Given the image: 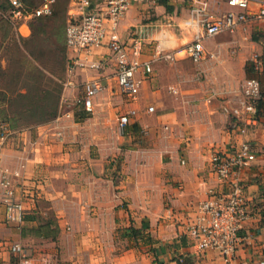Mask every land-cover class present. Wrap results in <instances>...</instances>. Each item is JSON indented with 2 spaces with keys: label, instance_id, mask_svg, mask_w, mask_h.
<instances>
[{
  "label": "crops",
  "instance_id": "crops-1",
  "mask_svg": "<svg viewBox=\"0 0 264 264\" xmlns=\"http://www.w3.org/2000/svg\"><path fill=\"white\" fill-rule=\"evenodd\" d=\"M168 3L170 10L159 2L134 6L119 23L122 41L141 32L148 38L143 60L153 72L135 101L119 90L110 50L96 47L93 57L102 68L70 74L67 103L54 120L11 130L0 141V175L20 171L33 195L21 223L6 221L0 201V264L16 263L15 243L33 264H225L217 251L193 245L186 224L211 190L223 189L212 155L230 154L242 141L233 111L241 108V85L256 50L264 69V21L204 39L208 55L199 63L181 54L160 59V51L174 53L194 40L196 7L215 16L232 9L227 0ZM70 16L78 18L75 6ZM18 31L23 38L33 34L30 25ZM96 78L102 88L94 111L85 114L77 100ZM131 109L136 114L125 128L119 119ZM81 111L84 118H78ZM248 140L256 160L245 171L246 193L258 213L264 208V109ZM240 235L234 264L264 259V218L247 221Z\"/></svg>",
  "mask_w": 264,
  "mask_h": 264
},
{
  "label": "built area",
  "instance_id": "built-area-1",
  "mask_svg": "<svg viewBox=\"0 0 264 264\" xmlns=\"http://www.w3.org/2000/svg\"><path fill=\"white\" fill-rule=\"evenodd\" d=\"M11 18L21 26L30 25L34 17L48 16L53 12L55 0H45L39 7L29 9L22 0H8ZM159 0H75L78 18L69 23L66 34L67 48L72 54L70 73L77 68L100 71L101 60L94 59L93 49L107 46L116 61V77L119 90L123 96L136 100L141 92L144 77L153 72L152 63L143 60L147 37L144 32L133 35L131 40L120 39L118 26L126 12L134 6L144 5L150 8ZM232 8L222 15H211L202 7L195 8L200 30L192 42L174 53L159 52L160 59H172L181 54L199 63L206 59L207 52L203 46L206 38L229 32L235 33L249 21H264V0H227ZM251 62L256 69L263 68V56L256 50ZM142 77H138V74ZM102 88L98 78L84 85V93L77 100L86 113L94 111V98ZM261 83L257 78H247L241 85L239 110L233 111L235 119L233 130L242 141L230 153L216 152L211 157V169L223 185L222 191L211 190L208 197L201 201L195 216L186 224V234L199 250H215L225 264H234L242 245L240 231L247 221L262 215L264 208L253 206L246 193L245 171L256 160V153L248 140L250 127L257 123V103L261 98ZM154 108L150 107L149 111ZM228 110V109H226ZM136 114L131 109L120 117L121 126L130 123V117ZM11 134L8 126L0 127V141L4 142ZM62 137V133H58ZM184 162V161H183ZM30 184V183H29ZM32 189L20 171H4L0 175V201L6 208L8 223H21L27 213L26 200ZM33 197V195H31ZM30 197V198H31ZM16 258L15 264H33V258L19 243L11 246ZM182 261V260H180ZM252 264H264V259Z\"/></svg>",
  "mask_w": 264,
  "mask_h": 264
},
{
  "label": "rangeland",
  "instance_id": "rangeland-1",
  "mask_svg": "<svg viewBox=\"0 0 264 264\" xmlns=\"http://www.w3.org/2000/svg\"><path fill=\"white\" fill-rule=\"evenodd\" d=\"M23 1L27 7L37 8L45 0ZM74 1L55 0L52 14L38 20L33 34L23 38L18 28L8 21V0H0V127L24 129L34 126L27 125L25 120L18 121L12 113L14 110L46 106L58 97L60 113L62 105L67 103L65 94L71 79L72 54L67 49L66 34L70 11L76 5ZM254 36L262 39L257 32ZM248 75V78H257L255 73Z\"/></svg>",
  "mask_w": 264,
  "mask_h": 264
},
{
  "label": "trees",
  "instance_id": "trees-1",
  "mask_svg": "<svg viewBox=\"0 0 264 264\" xmlns=\"http://www.w3.org/2000/svg\"><path fill=\"white\" fill-rule=\"evenodd\" d=\"M96 1L97 0H94V3ZM158 2L160 4H163L167 8V10L171 9V6L168 3V0H159ZM23 3H24V1H23ZM27 8H29L30 10L33 9V8H30V7H27ZM7 12H8L7 13L8 21L13 26L18 28L17 23L11 18L10 4H9V6L7 8ZM49 16L50 15L41 16V17H34L32 19V22H31L32 31H34L35 23L38 20H41V19L49 17ZM73 19L74 18H70V22H72ZM69 53H71V52L69 51ZM255 70H258V69L255 68V64L250 62V65H248V67H247V73L248 74L255 73L257 75V79L260 81L261 87H262V89H261V98L258 100V103H257V116H258V119H259L261 117V114H262V109H264V100H263V97H264V69L262 71L258 70V72L255 71ZM56 98L54 100L49 101L46 106L35 107L34 109H28L26 111H24V110H14V111H12V113L17 116L18 121H24L25 120L26 122H28V123H26L27 125H34V126L30 127V128H24V129H13V128L12 129L9 128V129L13 130V131H21V130H26V129H35L36 127H38L40 125H44L46 123L51 122L52 120H54L59 115L58 114L59 113V98L58 97H56ZM83 112L85 114H87L84 110H83ZM81 113H82V111H81ZM78 114H80V112ZM83 117L84 116H78V118H83ZM128 125H125L124 127L126 128ZM125 132L126 131H123V133H125ZM261 217L264 218V211H263ZM180 260L181 259H179L180 264H183V262H181Z\"/></svg>",
  "mask_w": 264,
  "mask_h": 264
}]
</instances>
